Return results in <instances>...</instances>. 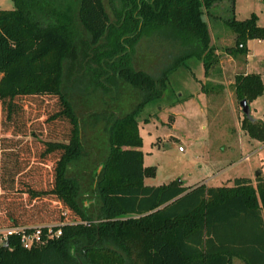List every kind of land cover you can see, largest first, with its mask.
Returning a JSON list of instances; mask_svg holds the SVG:
<instances>
[{
    "label": "trees",
    "instance_id": "obj_1",
    "mask_svg": "<svg viewBox=\"0 0 264 264\" xmlns=\"http://www.w3.org/2000/svg\"><path fill=\"white\" fill-rule=\"evenodd\" d=\"M11 1L12 9H0V109L6 114L1 125L17 114V97L58 99L60 110L52 118L67 119L69 137L46 142L47 153L59 152L53 185L49 190L28 189V194L52 196L78 221L64 222L58 238L35 248L25 249L10 239L8 247L0 245V264H231L232 258L264 264L260 176L255 185L245 177L235 178L231 186L185 187L181 179L158 186L144 183L155 168L143 165L135 115L161 96L168 75L187 59H200L208 76L218 59L203 14L224 0H79L75 9L61 7L63 0ZM227 1L233 11L235 0ZM225 24L234 34L229 54L245 56L249 39L264 40V26L254 13L242 20L229 17ZM155 35L181 48L159 76L132 63L136 44ZM90 47L93 56L84 60L87 73L96 72L90 82L107 91L104 81L114 84L118 79L137 89L141 98L107 128L109 149L94 184L101 203L96 219L77 200V179L67 175L71 162L83 156L84 144L64 79L66 72L83 66L78 54L85 57L83 51ZM233 87L237 100L248 103L264 89L258 73H237ZM241 124L250 137L264 141L263 121L243 115ZM3 148L0 138V169ZM9 181L12 185L13 177L6 180L1 170L0 184Z\"/></svg>",
    "mask_w": 264,
    "mask_h": 264
},
{
    "label": "rangeland",
    "instance_id": "obj_2",
    "mask_svg": "<svg viewBox=\"0 0 264 264\" xmlns=\"http://www.w3.org/2000/svg\"><path fill=\"white\" fill-rule=\"evenodd\" d=\"M78 2L63 0L61 7L75 9ZM230 5L224 0L203 14L218 59L208 76L200 59H187L168 75L161 96L145 103L135 115L143 165L155 168V174L144 179L147 185L168 184L180 178L183 185L190 184L185 187L200 183L231 186L237 177L250 178L255 185L256 177L264 179V141L250 137L242 128L243 114L233 87L237 73H259L264 86V40L247 41L245 62L244 55L229 54L234 34L225 24L229 17L242 20L254 13L257 23L264 26V3L235 0L233 11ZM12 8L11 0H0V9ZM92 50L83 51L85 57L78 54L83 66L66 72L64 84L79 118L84 144L83 156L71 162L67 175L77 179V200L86 204V211L96 219L101 203L94 184L109 149L107 128L114 118L131 112L141 98L137 89L118 79L114 84L104 81L107 91L94 86L88 78L96 72L87 73L84 63L93 56ZM180 51L173 41L156 35L143 37L135 46L132 63L136 69L159 76ZM90 66L97 68L94 63ZM103 78L99 76L101 81ZM15 103L17 114L3 125L6 114L0 109L4 147L0 171L6 180L13 177L14 181L12 185V180L0 184V228L58 224L62 211V222H77L78 218L59 208L52 196L33 198L28 194V189L49 190L53 185L59 152L47 153L46 142H66L69 137L67 119L52 118L60 110L58 99L48 95L17 97ZM250 106L253 118L264 122V89Z\"/></svg>",
    "mask_w": 264,
    "mask_h": 264
},
{
    "label": "built area",
    "instance_id": "obj_3",
    "mask_svg": "<svg viewBox=\"0 0 264 264\" xmlns=\"http://www.w3.org/2000/svg\"><path fill=\"white\" fill-rule=\"evenodd\" d=\"M181 149V148H180ZM44 224V225H10L0 228V245L8 247L10 239L15 238L25 249H31L41 246L58 238L62 234V225Z\"/></svg>",
    "mask_w": 264,
    "mask_h": 264
},
{
    "label": "water",
    "instance_id": "obj_4",
    "mask_svg": "<svg viewBox=\"0 0 264 264\" xmlns=\"http://www.w3.org/2000/svg\"><path fill=\"white\" fill-rule=\"evenodd\" d=\"M239 105L242 111V114L244 116H246L248 119H253L252 115H251V108L249 103L247 102L246 99H242L239 101ZM258 174V173H257ZM178 180H180V178H178Z\"/></svg>",
    "mask_w": 264,
    "mask_h": 264
},
{
    "label": "crops",
    "instance_id": "obj_5",
    "mask_svg": "<svg viewBox=\"0 0 264 264\" xmlns=\"http://www.w3.org/2000/svg\"><path fill=\"white\" fill-rule=\"evenodd\" d=\"M246 56H247V54L244 56V61L246 62L247 61V58H246ZM259 74V73H258ZM261 76V75H260ZM249 105H250V103H249ZM250 108H251V106H250ZM251 115H252V110H251ZM253 117V116H252ZM138 127H139V124H138ZM144 183H145V181H144ZM185 186H188V185H190V184H184ZM242 264V262L241 261H239L238 259H236V258H232V260H231V264Z\"/></svg>",
    "mask_w": 264,
    "mask_h": 264
}]
</instances>
